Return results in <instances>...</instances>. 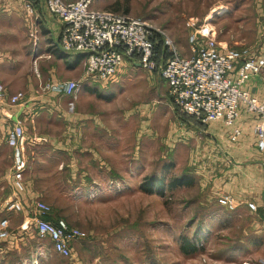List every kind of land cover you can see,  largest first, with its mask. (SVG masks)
<instances>
[{
	"label": "rangeland",
	"instance_id": "374dc122",
	"mask_svg": "<svg viewBox=\"0 0 264 264\" xmlns=\"http://www.w3.org/2000/svg\"><path fill=\"white\" fill-rule=\"evenodd\" d=\"M92 9L147 20L165 31L183 55L191 48V34L210 25L222 45L249 48L264 56V0H95ZM47 37L52 40V35ZM162 42L164 45L159 36L161 63L168 58L163 57ZM42 44L40 40L36 55L33 50L34 75L36 69L41 70V59L47 54L56 55L52 41L47 42L45 50ZM39 54L44 57L39 58ZM125 69L108 84H96L101 87L93 91L97 92L96 97L92 95L87 100V95L81 96L85 105L107 108L99 110L105 115H99L106 117L111 133L104 138L113 145L108 158L111 170L89 161L88 151L79 152L80 146L87 148L91 141L89 135L93 133L87 135L88 130L57 119L55 114L54 119L39 114L43 129L38 134L45 132L63 140L70 155L67 157L53 147L42 148L41 142L37 145V131L33 125L28 126L30 167L26 176L30 184L24 176L26 207L30 210L34 201H45L52 206L54 218L81 231L72 256H61L48 238L39 237L34 225L26 222L27 211L5 212L3 200L0 219L10 220L11 235L0 240V264H264V230L256 228L252 237L256 241L255 252H248L246 241H240L244 225L237 223L235 211H228L217 199L209 198L207 187L202 191L195 181L191 186H171L175 179L187 177V144L167 137L169 126L176 123L168 83L158 71L131 64ZM84 87L85 83L81 89ZM82 92L87 94L84 89ZM57 97L64 102L57 99V105H65L69 112L80 106L77 96ZM259 98L264 100V95ZM37 106L36 109L42 104ZM139 141L143 143V155L136 159L135 146ZM168 141L174 146H169ZM103 147L100 152L109 153ZM72 152L76 161L73 168ZM151 176L164 178V196L142 190V183ZM7 192H12V188H7ZM194 235L202 241L201 250L183 253L182 242ZM213 248L214 252L209 253Z\"/></svg>",
	"mask_w": 264,
	"mask_h": 264
},
{
	"label": "built area",
	"instance_id": "2783aa9c",
	"mask_svg": "<svg viewBox=\"0 0 264 264\" xmlns=\"http://www.w3.org/2000/svg\"><path fill=\"white\" fill-rule=\"evenodd\" d=\"M45 10L56 17L61 25L59 48L68 54H83L85 73L82 80L47 81L39 92L77 96L83 82L108 84L126 67L138 64L151 72L158 71L168 83L169 95L181 113L202 124L221 121L229 129V140L239 141L243 129L238 121L244 113L256 117L253 131L257 148L264 152V100L247 89L252 77L264 71V56L249 48H232L217 41L213 30L202 28L190 36V56L183 55L172 38L147 20L125 13L94 10L95 0H42ZM28 13L33 7L28 5ZM161 37L168 58L157 59V38ZM36 71H38L36 69ZM6 88L0 82V100ZM26 97L22 91L9 98L18 105ZM6 143L13 149L11 174L12 194L4 200L5 212L27 211V224L34 225L39 237L48 238L54 251L65 258L72 256L73 247L81 231L65 220L54 218L52 206L36 200L31 209L26 206L24 172L27 168V131L21 120L14 122L6 135ZM230 211H236L241 202L226 193L217 199ZM257 211L254 202H248ZM27 224L24 225L27 228ZM11 235L10 220L0 219V240Z\"/></svg>",
	"mask_w": 264,
	"mask_h": 264
},
{
	"label": "crops",
	"instance_id": "0c3cea01",
	"mask_svg": "<svg viewBox=\"0 0 264 264\" xmlns=\"http://www.w3.org/2000/svg\"><path fill=\"white\" fill-rule=\"evenodd\" d=\"M28 5L33 7V14L28 13ZM60 32V22L45 10L42 0H0V82L6 88L5 98L0 100V201L2 202L12 194L7 192V188L11 189L13 149L6 143V135L17 120L23 122L27 131V168L24 176L29 184V178L26 176V173H29L27 169L30 167L28 126L33 125V129L37 131L35 132L36 144L41 142L42 148L47 149V146H50L57 152L70 156L66 151L68 149L65 148L67 144L63 140L45 132L38 134V131L43 129L39 114L45 115L43 118H53L55 114L57 119L62 118L72 126L76 125L82 130H88L87 135L93 133L89 135L91 141L88 147L80 146L79 152L88 151L89 161L99 165L100 168L107 166L108 170H111L108 158L113 145H109V142L104 140L109 138L111 133L109 126L106 125V117L99 115H105L106 112L99 110L107 108L102 107V109L100 106L92 108L81 103L82 95H87L86 99L89 100L90 96L97 95V92L93 91L96 88L101 90V87L90 82H83L85 83L83 89L87 94L81 93L83 89L80 90V94L77 95L80 106L73 107L71 112L65 105H57L58 100L64 103L57 97L58 94H41L38 90L41 83L47 81L82 80L84 77V55L68 54L60 50L58 46ZM49 35H52V40L47 37ZM40 40L43 43L41 45L43 50L46 49L47 42L52 41L56 45L54 46L56 55L47 54V58L41 59V70L34 75L31 66L33 50L36 49V55ZM189 51L185 55L190 56ZM42 55L39 54L38 57L43 58ZM64 55H67V58ZM48 61L52 63L48 64ZM133 66L140 67L138 64ZM125 68L122 71L127 70ZM263 73L264 71L252 77L247 84V89L258 97L264 95ZM19 91L24 92L26 97L18 105L10 104L9 98ZM39 104L42 106L38 109L45 111H37ZM173 113L176 123L169 126L167 137L173 142L187 144V174L193 175L202 191L208 189L209 198L218 199L221 195L229 193L239 199L241 204L235 211V219L237 223L244 225V233L240 241H246L247 251L254 253L256 241L252 237L255 236L257 227L264 230V152L258 150L256 136L252 131L255 123L254 116L249 113L241 116L238 123L243 129V136L237 143H232L228 138L229 129L223 122L200 124L188 118L182 119L175 111ZM96 135H102V140ZM168 145L174 146L169 141ZM101 147L109 153L103 155L100 152ZM135 147L136 159H138L140 155H143L142 141H139ZM71 155L73 168L76 161L73 152ZM77 174L80 176V171ZM36 175L34 174L35 178H37ZM34 189H36V182ZM248 202H254L258 207L257 211L250 210ZM208 252H214V248Z\"/></svg>",
	"mask_w": 264,
	"mask_h": 264
},
{
	"label": "trees",
	"instance_id": "16d2710c",
	"mask_svg": "<svg viewBox=\"0 0 264 264\" xmlns=\"http://www.w3.org/2000/svg\"><path fill=\"white\" fill-rule=\"evenodd\" d=\"M162 45H163V42H162ZM156 52H157V59L159 60L160 57H161V51L159 50V47H157V44H156ZM163 54H164L163 57L164 56L168 57V53H167L165 47L163 48ZM174 109H175V113L179 117H181L182 119L185 120V119L188 118V119H191V120H193V121H195L197 123H200V122L196 121L194 118L181 113L180 110L178 109V107L174 106ZM254 118H255V121H256V117H254ZM200 124H202V123H200ZM229 131H230V129H229ZM228 138H229V132H228ZM193 178L190 175H188V174H187V177H186V175H183V176L175 179L173 181L174 184L171 185V186H175V185H178V186H184V185L191 186V185H193V183L195 181V179H193ZM141 188H142L143 191H145L147 193L159 194V195H162V196H164V194L166 192V189H167V187L165 185L164 178L163 177L156 178L155 176L148 177V179H146L142 183ZM23 198H25V197L23 196ZM226 210H228V209H226ZM228 211H230V210H228ZM3 241H5V240H3ZM49 242L51 244V241H49ZM199 244H202V241L200 240L198 235H194L193 238L187 239V240L182 242L181 250H182L183 253L195 254L196 252L201 250V248H200L201 245H199Z\"/></svg>",
	"mask_w": 264,
	"mask_h": 264
},
{
	"label": "bare ground",
	"instance_id": "6f19581e",
	"mask_svg": "<svg viewBox=\"0 0 264 264\" xmlns=\"http://www.w3.org/2000/svg\"><path fill=\"white\" fill-rule=\"evenodd\" d=\"M209 26H210V25H205V27H204L205 33H209V31H211V29H210ZM246 264H247V263H246Z\"/></svg>",
	"mask_w": 264,
	"mask_h": 264
}]
</instances>
